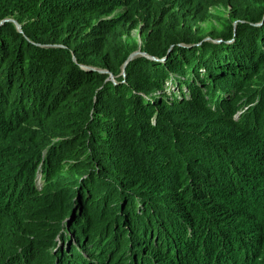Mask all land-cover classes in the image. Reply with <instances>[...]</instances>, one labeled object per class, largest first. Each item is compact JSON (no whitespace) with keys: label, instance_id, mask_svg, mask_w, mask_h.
<instances>
[{"label":"trees","instance_id":"16d2710c","mask_svg":"<svg viewBox=\"0 0 264 264\" xmlns=\"http://www.w3.org/2000/svg\"><path fill=\"white\" fill-rule=\"evenodd\" d=\"M6 17L0 264H264V0H0Z\"/></svg>","mask_w":264,"mask_h":264},{"label":"rangeland","instance_id":"374dc122","mask_svg":"<svg viewBox=\"0 0 264 264\" xmlns=\"http://www.w3.org/2000/svg\"><path fill=\"white\" fill-rule=\"evenodd\" d=\"M213 24H216L215 23V21L214 20H211V21H209V22H204V23H202L201 24V26H203V27H208V26H212ZM132 35H135L136 36V42L138 43L139 42V40H138V36L136 35V33L134 32V31H132ZM34 128H35V133H37V132H39L41 135H39L38 137H39V140H43V141H45V142H49V144L50 145H52V142L53 143H55V142H57V143H59V141H57L58 140V136L57 135H54V134H51L48 130H46V129H38L37 128V126H34ZM229 135H233L232 133H229ZM229 141H232L233 139H235V140H241V139H237V137H229L228 136V138H227ZM236 143H238V142H236ZM49 144H47V145H49ZM241 145H239L238 147H240ZM237 147V148H238ZM237 148L235 149L236 151H237ZM247 149V148H246ZM125 158H128L129 157V155H128V153L124 156ZM143 161H138L137 163H135V165H133V168L132 169H129L130 171H133L134 169H136L137 170V166L140 164V163H142ZM38 164H40V162L39 163H37L36 164V166L38 165ZM62 164L64 165L65 164V162H62ZM126 167V166H125ZM119 168H121V170L122 169H124V165L123 164H119ZM126 168H128V167H126ZM127 171V172H124L125 174H129V172L130 171ZM38 170L36 169V171L35 172H37ZM39 172H40V170H39ZM41 173V172H40ZM161 173V171L158 173V175L162 178L163 176H162V174H160ZM65 175H66V177L67 178H72V175H73V171L72 170H70L69 171V173H67V172H65L64 173ZM157 175V177H159ZM40 176V175H39ZM78 176V175H77ZM244 176V175H243ZM132 177H137V176H132ZM33 180H34V182H36L34 185H35V187L36 188H39L40 187V184L42 183V181H41V179H39V177L37 178L36 176L33 178ZM182 181H183V185H188V183H189V181H190V179H189V177H188V179H182ZM241 181H243V184H247V179H245V177H242L241 178ZM190 188V187H189ZM189 188H188V190H189ZM153 191V190H152ZM236 193H233V194H231L230 196H229V200H228V202H234V201H236V202H240V203H246L247 204V201L246 200H243V198L241 197V200H239V195H235ZM255 194H258V195H262V193L261 192H259V191H256L255 192ZM199 204V206H201V207H203L200 203H198ZM205 208H207V207H205ZM209 212H211L210 211V208H208L207 209ZM245 210H247V208L245 209ZM200 218H201V214H199L198 215V217H197V220H200ZM259 219L261 220V222H258V224L260 225H262L263 224V218L262 217H259ZM155 227L156 228H158V226L157 225H155ZM159 229V228H158ZM68 240H70V238L69 239H67V240H65V241H68ZM127 241V244H126V246L123 248V250H125V249H127V246H128V240H126ZM102 245H104V242H102ZM105 247H104V250H105V248L108 250V253H107V250L106 251H104L103 250V254H104V252L108 255V254H110L111 255V249H108V245H104ZM142 247H143V252H147V253H150L151 252V248H149V247H147V246H145V245H142ZM141 247V248H142ZM141 248H139V249H141ZM90 250H88V251H86V252H89ZM123 252V251H122ZM122 252L121 253H119V254H122ZM126 252V251H125ZM86 255V254H85ZM43 256H45V255H43ZM112 256V255H111ZM45 258H49V256H45ZM151 258L154 260V261H157V259H156V257H154V256H152L151 255ZM83 260H85L84 258H83ZM95 260V259H94ZM119 261H124V260H119ZM117 262V261H116ZM121 262V263H122ZM65 264H68V263H65ZM92 264H96V263H92ZM244 264H246V262H244Z\"/></svg>","mask_w":264,"mask_h":264},{"label":"water","instance_id":"95a60500","mask_svg":"<svg viewBox=\"0 0 264 264\" xmlns=\"http://www.w3.org/2000/svg\"><path fill=\"white\" fill-rule=\"evenodd\" d=\"M3 20H10V21H12V22L14 23L15 28H16L17 30L20 29V25H19V24L13 19V18L6 17V18H3V19H0V22L3 21ZM137 52H138V49H136V50L131 51L130 53H128L127 56H126V58H125V61H126L128 58L132 57V56H133L135 53H137ZM141 53H142V52H141ZM125 61L123 62V64L125 63ZM98 70H100V71H105L104 69H98ZM84 176H85V174H84V175H81V177H84Z\"/></svg>","mask_w":264,"mask_h":264},{"label":"flooded vegetation","instance_id":"af4514ba","mask_svg":"<svg viewBox=\"0 0 264 264\" xmlns=\"http://www.w3.org/2000/svg\"><path fill=\"white\" fill-rule=\"evenodd\" d=\"M85 166H82L81 168H84Z\"/></svg>","mask_w":264,"mask_h":264}]
</instances>
